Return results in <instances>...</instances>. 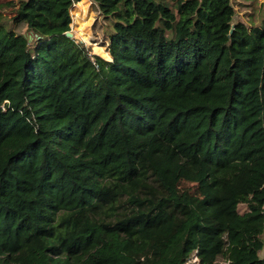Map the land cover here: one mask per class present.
<instances>
[{
    "label": "trees",
    "instance_id": "1",
    "mask_svg": "<svg viewBox=\"0 0 264 264\" xmlns=\"http://www.w3.org/2000/svg\"><path fill=\"white\" fill-rule=\"evenodd\" d=\"M91 1L0 3V264H264V6Z\"/></svg>",
    "mask_w": 264,
    "mask_h": 264
},
{
    "label": "rangeland",
    "instance_id": "2",
    "mask_svg": "<svg viewBox=\"0 0 264 264\" xmlns=\"http://www.w3.org/2000/svg\"><path fill=\"white\" fill-rule=\"evenodd\" d=\"M12 0H0V3H7ZM86 3L80 4H72L69 8V16L71 19L70 25V33L72 34L71 38L75 40L76 43L84 46V51L87 56L94 61V56H98L108 61L100 52V49H104L107 51V47L105 46V40L103 38V30L105 24L100 17L95 4L91 0H84ZM243 0H233L235 3V10L237 13L236 21L243 20L249 21L250 16L253 13V10L250 7V1ZM258 7L262 8L264 6V0H257ZM252 6V5H251ZM84 7H87L85 11ZM78 15V22L76 20ZM102 26V28H101ZM78 28H82L85 33H89L91 35V39H87L81 35L78 31ZM19 32L25 33L27 32L26 26L22 25L16 29ZM244 207L242 206L240 209L244 211ZM188 264H197L196 260L193 259Z\"/></svg>",
    "mask_w": 264,
    "mask_h": 264
},
{
    "label": "water",
    "instance_id": "3",
    "mask_svg": "<svg viewBox=\"0 0 264 264\" xmlns=\"http://www.w3.org/2000/svg\"><path fill=\"white\" fill-rule=\"evenodd\" d=\"M66 36L71 38L72 34L70 32H67Z\"/></svg>",
    "mask_w": 264,
    "mask_h": 264
},
{
    "label": "built area",
    "instance_id": "4",
    "mask_svg": "<svg viewBox=\"0 0 264 264\" xmlns=\"http://www.w3.org/2000/svg\"><path fill=\"white\" fill-rule=\"evenodd\" d=\"M196 260V263L198 264L199 263V260L197 257L194 258Z\"/></svg>",
    "mask_w": 264,
    "mask_h": 264
}]
</instances>
